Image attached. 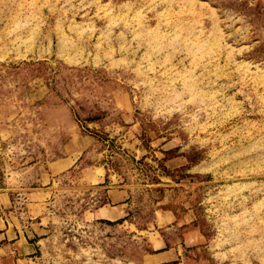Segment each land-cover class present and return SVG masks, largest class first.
I'll return each mask as SVG.
<instances>
[{"label": "rangeland", "instance_id": "374dc122", "mask_svg": "<svg viewBox=\"0 0 264 264\" xmlns=\"http://www.w3.org/2000/svg\"><path fill=\"white\" fill-rule=\"evenodd\" d=\"M59 160L39 264H264V0H0V217Z\"/></svg>", "mask_w": 264, "mask_h": 264}, {"label": "crops", "instance_id": "0c3cea01", "mask_svg": "<svg viewBox=\"0 0 264 264\" xmlns=\"http://www.w3.org/2000/svg\"><path fill=\"white\" fill-rule=\"evenodd\" d=\"M62 165L69 167L71 164H67L65 160L56 161L51 167V173L45 175L47 184L29 191L26 202L28 215L26 222L20 216L14 218L11 215L10 221L0 217V264H39L38 254L41 252V245L46 242L50 234L48 223L50 215L47 207L52 196L50 176L62 172ZM128 199V193L123 188L108 190L106 204L93 213L94 217L106 224L124 220L128 215ZM10 204L9 193L1 191L0 213ZM201 243H203V237L194 230L187 231L181 242L168 237L162 238L158 251L146 254L143 261L145 264H171L179 261L186 248H196L198 251V245ZM195 264H212V261L201 258Z\"/></svg>", "mask_w": 264, "mask_h": 264}]
</instances>
